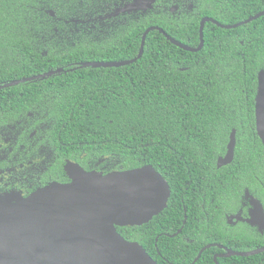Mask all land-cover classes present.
I'll return each instance as SVG.
<instances>
[{"label":"trees","instance_id":"16d2710c","mask_svg":"<svg viewBox=\"0 0 264 264\" xmlns=\"http://www.w3.org/2000/svg\"><path fill=\"white\" fill-rule=\"evenodd\" d=\"M59 5L48 0H0V85L64 69L45 79L1 88L0 121L7 119L2 113H34L40 106L51 122L52 143L66 147L69 159L81 165L87 159H103L98 167L107 172L143 165L155 168L171 188L168 206L145 225L117 227L127 240L154 249L156 235L180 227L184 214L183 231L192 225L211 236L214 226L226 224L224 214L239 197L240 172L246 181L253 178L255 149L260 160L255 169L260 167L264 173V145L254 133L237 134V158L232 166L218 169L215 164L217 155L224 152L229 129L214 133L210 127H217L215 114L225 102L244 99L242 77L229 71L227 77L214 67L207 70L210 63L204 51L195 55L182 50L155 30L147 34L143 54L133 63L79 68L86 61L136 57L145 26L134 28L130 37H116L107 50L96 49L93 39L86 46L65 48L64 25L49 14L61 16ZM251 24H257L255 31L264 32V17ZM200 54L195 65V56ZM232 74H238L237 81ZM246 74V84L254 86L255 72ZM240 160H244L242 170L236 163ZM245 235L241 239H250ZM177 238L170 239L166 255L179 256L188 250L189 256L190 247H182ZM195 253L192 247V259ZM207 254L208 250L202 253L199 263ZM260 256L264 253L254 255Z\"/></svg>","mask_w":264,"mask_h":264},{"label":"flooded vegetation","instance_id":"af4514ba","mask_svg":"<svg viewBox=\"0 0 264 264\" xmlns=\"http://www.w3.org/2000/svg\"><path fill=\"white\" fill-rule=\"evenodd\" d=\"M146 1L48 0L50 3L60 4L62 9L61 16H56L53 11H49V14L64 25L62 41L65 42V48L86 46L91 44L88 42L93 39L96 49L107 50L116 37H130L134 28H136L134 30H140L142 26H145V31L154 26L157 28L153 30L160 33L168 42L172 43L169 37L192 49L199 48L192 51L195 55L204 51L210 63L206 66L207 70L214 67L225 73L228 71L239 73L242 77L240 94L244 96V99L237 98L236 101L225 102L224 108L215 114L217 127L213 128V125L210 127L214 133L229 129L224 152L217 155L215 164L218 169L232 166L237 158V134L254 133L261 141L256 127V96L258 75L264 71V32L255 31L257 24L251 23L264 15L236 27L228 26L236 25L263 11L264 0H153L150 4ZM134 4V8H130ZM243 25L248 26H245L246 29L243 30ZM201 55L195 56L198 57L194 60L195 65H198ZM254 72V86L248 87L244 75L247 76L246 73ZM232 75L237 81L238 74ZM250 92L252 98L249 96ZM251 103L252 107H250ZM242 104H245V107ZM238 105L240 107H236ZM44 113L40 106H36L34 113L32 111L15 115L2 113L1 116L7 119L0 121V195L19 193L27 197L52 182L67 183L70 181L65 171L68 161L78 163L85 170L107 172L103 167H98L103 159L97 161L87 159L86 165H81L66 156V147L55 146L49 134L51 122L44 118ZM245 120L249 121L247 125H245ZM232 132L235 137L232 160L218 167V159L225 156ZM250 147L249 145L248 151ZM255 151L257 149L253 150V154L257 155L254 161L256 166L260 160L259 154ZM240 157L241 155L238 159ZM236 163L242 170L244 160ZM255 166L251 171L253 178L247 181L244 179L245 174L240 172L239 197L231 203L230 211L224 214L226 224L214 226L215 229L211 236H208V231L192 228V225L183 231L187 218L184 214L180 227L166 228L156 235L153 241L154 249L149 247L148 250L139 241L136 242L142 245L157 264H264L263 256L254 257L264 252L250 256L233 253L248 252L264 247V240H260L264 236V229L235 218L236 215L244 219L249 217L250 196L258 200L264 209V179H262L264 173L260 167L255 169ZM195 194V187L192 186V200L195 199ZM228 227H231V233ZM243 234L250 239H241ZM199 235H203V238H197ZM159 237L161 240L158 243ZM173 237H178L176 241L182 244V247H190L189 256L186 255L188 250L183 251V254L179 256L166 255L165 249ZM144 243L148 246V241ZM192 247L193 252L196 251L193 259ZM206 250L209 254L202 259V263H199L198 260Z\"/></svg>","mask_w":264,"mask_h":264},{"label":"water","instance_id":"95a60500","mask_svg":"<svg viewBox=\"0 0 264 264\" xmlns=\"http://www.w3.org/2000/svg\"><path fill=\"white\" fill-rule=\"evenodd\" d=\"M262 15L264 10L228 27ZM156 28L144 31L136 57L123 61H86L78 67L108 68L133 63L143 54L147 34ZM168 39L187 51L199 49ZM63 71L60 67L12 80L0 85V89ZM256 127L264 143V71L258 75ZM234 145L232 132L225 156L218 159V167L232 160ZM65 171L70 179L67 183L52 182L27 197L19 193L0 195V264H157L142 245L124 238L117 227L146 224L167 206L170 188L163 176L151 165L104 173L85 170L78 163L68 161ZM250 204L248 218L240 215L235 218L264 229L262 205L251 196ZM261 252L264 247L233 253L250 256Z\"/></svg>","mask_w":264,"mask_h":264}]
</instances>
